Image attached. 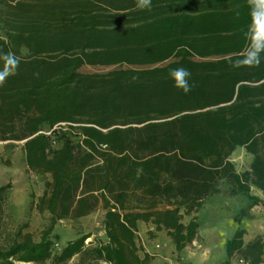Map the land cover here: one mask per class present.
<instances>
[{"label": "trees", "instance_id": "16d2710c", "mask_svg": "<svg viewBox=\"0 0 264 264\" xmlns=\"http://www.w3.org/2000/svg\"><path fill=\"white\" fill-rule=\"evenodd\" d=\"M131 10L113 23L111 12ZM250 23L247 0H152L143 11L135 0H0V53L21 58L0 87V143L22 144L27 170L44 179L30 208L48 217L37 241L23 225L0 245V264H150L138 222L165 231L178 254L199 228L180 212L197 213L220 183L250 202L237 222L263 204L250 183L264 196V53L259 67L229 64ZM177 67L191 72L187 94L169 77ZM236 148L253 157L250 171L235 172ZM99 210L105 242L58 247V224ZM244 235L226 241L219 264L262 263L264 243L244 248Z\"/></svg>", "mask_w": 264, "mask_h": 264}, {"label": "rangeland", "instance_id": "374dc122", "mask_svg": "<svg viewBox=\"0 0 264 264\" xmlns=\"http://www.w3.org/2000/svg\"><path fill=\"white\" fill-rule=\"evenodd\" d=\"M160 2L167 5L168 0ZM135 12L136 10L122 14L111 12L110 15L117 16L113 20L114 24L123 25L132 19L128 15ZM108 70L85 67L82 72L103 73ZM229 161L238 174L250 171L251 158L243 149H237ZM43 182L44 179L27 170L21 143L14 144L9 149L5 148L4 143H0V187L10 185L8 200L2 207L0 217V245L9 243L23 225H26L23 233L30 234L35 241L38 240L41 231L48 224V217L46 213H38L36 209L30 208V195L33 194L36 203L44 190ZM230 188L226 182H222L219 185V194L204 200L197 213L185 215L183 211L180 212L184 225L192 218H196L199 228L196 240L178 254L174 252L173 244L165 231L144 232L142 228L138 229L137 246L150 256V264H219L225 257V242L233 237L237 229L245 231L243 240L246 243L250 244L257 240L264 243V202L255 206V209L251 208L248 217L240 218L237 222L235 219L239 217V212L247 210L250 202L242 196H230ZM250 193L264 201L251 183ZM102 220L103 212L99 210L88 218L58 224L54 230L61 238L58 247L83 235L90 236L86 244L96 239L105 242ZM139 255L142 257L141 252ZM76 261L77 258H74L71 263ZM232 264H244L242 257L236 256ZM261 264H264V252Z\"/></svg>", "mask_w": 264, "mask_h": 264}, {"label": "clouds", "instance_id": "9594fccd", "mask_svg": "<svg viewBox=\"0 0 264 264\" xmlns=\"http://www.w3.org/2000/svg\"><path fill=\"white\" fill-rule=\"evenodd\" d=\"M250 8L251 23L244 32L246 40L242 55L229 60L232 69L259 67L264 53V0H247ZM135 7L138 10H151L152 0H135ZM0 87L6 80L16 74L21 63V58L13 52L0 53ZM169 77L173 86L189 93L194 84L190 83L191 72L185 67L171 69Z\"/></svg>", "mask_w": 264, "mask_h": 264}, {"label": "crops", "instance_id": "0c3cea01", "mask_svg": "<svg viewBox=\"0 0 264 264\" xmlns=\"http://www.w3.org/2000/svg\"><path fill=\"white\" fill-rule=\"evenodd\" d=\"M170 15V14H169ZM237 149H239V150H242L243 148H236V150ZM235 150V151H236ZM244 150V149H243ZM234 151V152H235ZM245 151V150H244ZM233 152V153H234ZM232 153V154H233ZM246 153V152H245ZM248 155V154H247ZM250 156V155H249ZM250 158H251V163H252V160H253V157L252 156H250ZM257 190V189H256ZM257 192L264 198V196L262 195V193L259 191V190H257ZM259 198V197H258ZM260 199V198H259ZM261 201H262V199H260ZM264 200V199H263ZM264 202V201H263ZM254 209H255V207H254ZM252 211H253V209H252ZM143 226V227H142ZM137 228L138 229H140V228H142L143 230H145L144 232H154V226H152L151 224H148V229H146V224H144V223H142V222H138L137 223ZM140 236V235H139ZM226 243V242H225ZM247 244H248V242L246 243L244 240H243V247L245 248L246 246H247ZM173 249H174V247H173ZM224 251H225V245H224ZM174 252H175V250H174ZM176 253V252H175ZM224 259H225V257H224Z\"/></svg>", "mask_w": 264, "mask_h": 264}, {"label": "built area", "instance_id": "2783aa9c", "mask_svg": "<svg viewBox=\"0 0 264 264\" xmlns=\"http://www.w3.org/2000/svg\"><path fill=\"white\" fill-rule=\"evenodd\" d=\"M55 247H57V245Z\"/></svg>", "mask_w": 264, "mask_h": 264}]
</instances>
